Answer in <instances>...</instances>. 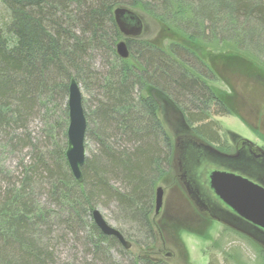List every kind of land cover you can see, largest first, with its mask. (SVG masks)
Listing matches in <instances>:
<instances>
[{"label": "trees", "instance_id": "trees-1", "mask_svg": "<svg viewBox=\"0 0 264 264\" xmlns=\"http://www.w3.org/2000/svg\"><path fill=\"white\" fill-rule=\"evenodd\" d=\"M121 5L206 46L233 29L239 58L256 60L253 50L264 46V0H0V264H167L131 255L91 213L113 202L123 238L151 246L155 185L173 150L152 91L208 143L219 145L209 114L229 112L203 80L208 65L178 42L125 39L129 56L120 58L113 10ZM71 79L93 95L90 108L82 97L85 140L95 149L81 183L65 156ZM2 154L14 165L5 168ZM60 247L71 262L60 261ZM259 256L264 264V250Z\"/></svg>", "mask_w": 264, "mask_h": 264}, {"label": "rangeland", "instance_id": "rangeland-1", "mask_svg": "<svg viewBox=\"0 0 264 264\" xmlns=\"http://www.w3.org/2000/svg\"><path fill=\"white\" fill-rule=\"evenodd\" d=\"M121 6L130 8L140 17L142 30L138 39L162 48L171 41L178 42L193 50L208 65L211 72L207 71L206 74L209 79L203 80L226 102L229 112L222 116L209 114V119L217 127L219 137V145L210 144L223 150H231L228 133L231 132L264 149V133L257 128L251 129L258 126L264 130V46L260 44L253 50L256 60L239 58L232 43L236 38L235 33H231L233 29L227 30L229 40L214 41L206 46L198 41L187 40L139 8ZM244 36L240 37L243 44L254 48L255 45L249 42V36ZM80 90L85 104L89 108L93 106V95L83 88ZM151 93L158 103L157 116L173 142L178 132L195 133L194 125L191 126L185 120L166 96L157 91ZM36 125L39 126V123L34 121L29 127L34 129L37 128ZM85 144L87 156L95 149V145L92 141H86ZM1 160L5 168L13 166L15 162L12 156L5 154L1 155ZM176 172L178 171L175 165L170 161L167 174L155 185L161 187L163 195L160 212L155 214L153 207L149 215L154 237L151 246L144 248L125 239L130 243L126 250L133 256L164 261L167 264H208L213 259L218 261V264H263L259 256V252L264 250L263 247L245 234L199 213L180 193L175 178ZM97 210L103 219L117 230L120 215L115 204L111 202L109 206L98 207ZM59 250L60 261L71 262L70 252L64 247ZM112 253L116 257L115 253Z\"/></svg>", "mask_w": 264, "mask_h": 264}, {"label": "water", "instance_id": "water-1", "mask_svg": "<svg viewBox=\"0 0 264 264\" xmlns=\"http://www.w3.org/2000/svg\"><path fill=\"white\" fill-rule=\"evenodd\" d=\"M113 17L123 36V40L115 46L116 53L125 59L129 56L125 39L137 38L140 35L142 21L133 10L124 6L115 7ZM81 94L79 85L71 79L67 91L68 124L65 156L72 176L78 183L82 181L81 167L86 156L84 149L86 119ZM186 146H189L190 150L182 155L184 170L182 177L195 206L206 211L212 219L264 246V189L255 181L258 179L244 171L251 169L256 173L261 171L263 166L259 163L255 165V161L249 157L245 158L244 150L228 154L203 141H193ZM209 190L220 203L209 196L211 195ZM206 191L209 192L206 194ZM162 195L161 187H156L155 214H158L162 207ZM91 216L102 234L115 237L125 249L130 247V243L103 219L97 209L92 211Z\"/></svg>", "mask_w": 264, "mask_h": 264}, {"label": "flooded vegetation", "instance_id": "flooded-vegetation-1", "mask_svg": "<svg viewBox=\"0 0 264 264\" xmlns=\"http://www.w3.org/2000/svg\"><path fill=\"white\" fill-rule=\"evenodd\" d=\"M126 39H129V38H126ZM253 128H257L259 131L264 133V130L263 129L261 130L260 127L258 128V126L257 127H251V129H253ZM228 133H229V137L231 139V143H230L231 144V150H227V149L223 150V149H221L219 147H215V148L217 150L221 151V152L232 153V154L236 153L237 151L244 150L245 158L249 157V159L251 158L253 161H255V163H254L255 165H257L256 163H259V165L263 166V169L261 171L256 172V173H255V171L254 172L251 171V169H248L249 171L248 170H244V171H246L250 175H253L254 179H258L259 181L258 180H255V181L259 182L260 185L264 189V176H261L262 174H264V153H263L264 149H262L261 147H259L255 143H253V142H251V141H249V140H247L245 138H242V137H240V136H238V135H236L234 133H231V132H228ZM193 141L199 142V141H202V140L200 138H198L196 133L192 134V133H188L187 131L178 132V134L176 135L175 140L173 142V150H172V156H171L172 160L171 161L175 165V169H177V171H178V172H176L175 178H176L177 185L180 188V190H179L180 193L182 195H184L193 204L194 207H196L195 204L193 203V200L188 195V192H187V189H186V185H185V180L182 177L183 174H184L183 163H182V155L185 152H187V153L189 152L190 147L186 146V145L188 143H190V142H193ZM239 167H241V166H239ZM202 173H204V171ZM208 192L206 191V194ZM210 194L211 195H209V196L213 200H215L218 203H220L216 199V197L213 195V193L211 191H210ZM196 209L198 210L199 213H202L203 215L205 214L209 218H211L206 211L199 210L197 207H196ZM254 242L257 243L255 240H254ZM257 244L260 245L261 247H263V249H264V246L262 244H259V243H257Z\"/></svg>", "mask_w": 264, "mask_h": 264}]
</instances>
